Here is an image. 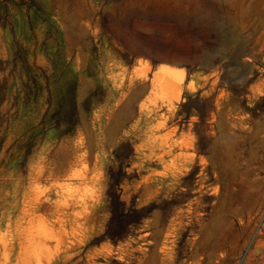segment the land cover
I'll use <instances>...</instances> for the list:
<instances>
[{"label":"rangeland","instance_id":"1","mask_svg":"<svg viewBox=\"0 0 264 264\" xmlns=\"http://www.w3.org/2000/svg\"><path fill=\"white\" fill-rule=\"evenodd\" d=\"M263 245L264 0H0V264Z\"/></svg>","mask_w":264,"mask_h":264},{"label":"bare ground","instance_id":"2","mask_svg":"<svg viewBox=\"0 0 264 264\" xmlns=\"http://www.w3.org/2000/svg\"><path fill=\"white\" fill-rule=\"evenodd\" d=\"M260 50V49H259ZM261 243V242H260ZM264 246V245H263ZM261 248V246H256L255 247V249H257V251H258V249H260ZM256 251V250H255Z\"/></svg>","mask_w":264,"mask_h":264},{"label":"water","instance_id":"3","mask_svg":"<svg viewBox=\"0 0 264 264\" xmlns=\"http://www.w3.org/2000/svg\"><path fill=\"white\" fill-rule=\"evenodd\" d=\"M255 250H256V251H255ZM254 252L257 253V254L260 253V252L257 251V249H254Z\"/></svg>","mask_w":264,"mask_h":264}]
</instances>
